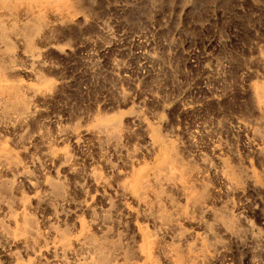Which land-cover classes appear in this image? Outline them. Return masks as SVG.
Masks as SVG:
<instances>
[{"label": "rangeland", "instance_id": "374dc122", "mask_svg": "<svg viewBox=\"0 0 264 264\" xmlns=\"http://www.w3.org/2000/svg\"><path fill=\"white\" fill-rule=\"evenodd\" d=\"M80 8L66 20L51 15L35 55L14 39L16 54L6 59L9 78L27 85L31 100L23 120L0 115V142L30 173H5L16 199L30 200L51 242L53 226L76 236L82 220L142 262V225L160 240L159 264H179L175 249L188 256L181 264H264V108L254 93L264 82V0H83ZM103 115L123 118L118 145L100 141ZM153 127L179 145L199 171L197 189L207 191L201 208L163 185L174 226L147 217L122 187L153 162ZM50 179L66 196L37 203ZM0 219L9 220L4 205ZM9 235L0 234V264H65Z\"/></svg>", "mask_w": 264, "mask_h": 264}, {"label": "bare ground", "instance_id": "6f19581e", "mask_svg": "<svg viewBox=\"0 0 264 264\" xmlns=\"http://www.w3.org/2000/svg\"><path fill=\"white\" fill-rule=\"evenodd\" d=\"M82 1L0 0V115L10 118L15 114L18 120H23L26 114H29L31 106V100L26 94L28 86L12 81L9 72L14 66L5 63L6 59L11 60L16 54L14 39L21 40L26 49L35 55L39 40L47 37V31L52 28L51 15L66 20L79 10ZM254 91L257 103L264 108V82L260 86L256 85ZM122 119L104 115L98 117L96 131L101 136V142H114L117 145L120 143L124 130ZM152 136L155 149L153 162L135 170L131 177L125 178L122 187L138 205L146 209L147 217L160 218L161 224L174 226L176 218L163 207L166 194L163 185L179 187L188 204L201 208L208 198L207 191L205 186L203 189H197L194 177L199 171L194 164L183 158L179 145L171 139H166L154 127ZM65 157L69 158L68 154ZM223 164L231 178L236 179V182L241 181L242 175L238 167L236 169L232 163L225 160ZM0 166V207L4 205L9 215L8 222L0 219V234H10L13 238L21 240L28 249L44 246L40 248V252L51 253L65 264L70 263L67 260L69 255L77 258V264H159L156 250L160 247V240L156 233L142 225L138 227L142 262H133V251L97 236L82 220L80 232L76 236H71L68 229L53 226L49 233H54L55 237L52 242L49 241L47 232L41 229L36 218L28 211L30 200L22 196L18 201L15 197L18 186L13 180L4 177L5 173L12 172L30 177L20 154L11 150L4 142H0ZM93 179L99 186L107 184L101 175H93ZM46 187L49 194L38 193L35 197L37 203L47 201L51 195L66 196L67 190L62 182L50 179ZM17 203L21 211L15 210ZM222 219L229 227H234V222H230L227 217L222 216ZM175 252L177 263L181 264L187 260L188 256L183 252L176 249ZM117 253L122 255L123 261L118 260Z\"/></svg>", "mask_w": 264, "mask_h": 264}]
</instances>
